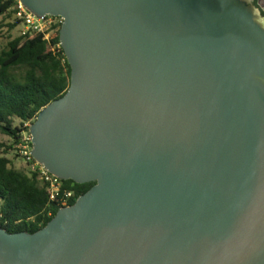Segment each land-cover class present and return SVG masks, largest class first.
Returning a JSON list of instances; mask_svg holds the SVG:
<instances>
[{"label":"water","instance_id":"obj_1","mask_svg":"<svg viewBox=\"0 0 264 264\" xmlns=\"http://www.w3.org/2000/svg\"><path fill=\"white\" fill-rule=\"evenodd\" d=\"M256 0H20L63 19L67 92L36 162L94 182L0 264H264V15Z\"/></svg>","mask_w":264,"mask_h":264},{"label":"trees","instance_id":"obj_2","mask_svg":"<svg viewBox=\"0 0 264 264\" xmlns=\"http://www.w3.org/2000/svg\"><path fill=\"white\" fill-rule=\"evenodd\" d=\"M18 0H0V16L14 19L9 31L20 26L15 17ZM60 44V29L49 40L43 34L14 38L0 53V131L12 139L10 146L0 144L4 152L16 151L21 134L29 131L25 123L61 98L71 83V68L64 51L53 50ZM20 122L19 126L15 121ZM74 190L76 200L95 185L64 181ZM73 200L69 205H73ZM60 208L49 199L46 188L35 177L15 169L0 152V227L9 233H35L44 228Z\"/></svg>","mask_w":264,"mask_h":264},{"label":"built area","instance_id":"obj_3","mask_svg":"<svg viewBox=\"0 0 264 264\" xmlns=\"http://www.w3.org/2000/svg\"><path fill=\"white\" fill-rule=\"evenodd\" d=\"M15 17L21 22L22 36L43 34L44 39L47 41L56 30L61 28L63 23L61 17L51 15L43 19L36 17L20 3V0H18L16 6ZM61 48V43L52 47L53 50L57 51ZM31 124L32 122H27L25 127L29 129ZM31 151L32 136L29 131H24L16 146V153L24 162L25 172L29 176L35 177L46 188L50 201L56 204L57 207L69 206L71 201L76 200L74 190L66 189L63 180L51 174L45 166L36 162Z\"/></svg>","mask_w":264,"mask_h":264},{"label":"rangeland","instance_id":"obj_4","mask_svg":"<svg viewBox=\"0 0 264 264\" xmlns=\"http://www.w3.org/2000/svg\"><path fill=\"white\" fill-rule=\"evenodd\" d=\"M13 22L14 19L10 18L9 16H0V53L2 50H4L7 47L8 43L11 40L21 35L22 32L21 26L16 27L12 31L8 30L7 25ZM14 124L19 126L20 122L16 120ZM11 143H12V139L4 135L0 131V144L5 146H10ZM0 152L11 160L12 166L15 169L25 172L24 162L17 155L16 151L4 152V150L1 149Z\"/></svg>","mask_w":264,"mask_h":264},{"label":"flooded vegetation","instance_id":"obj_5","mask_svg":"<svg viewBox=\"0 0 264 264\" xmlns=\"http://www.w3.org/2000/svg\"><path fill=\"white\" fill-rule=\"evenodd\" d=\"M255 3L257 4L262 14L264 15V0H256Z\"/></svg>","mask_w":264,"mask_h":264}]
</instances>
